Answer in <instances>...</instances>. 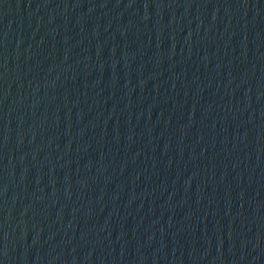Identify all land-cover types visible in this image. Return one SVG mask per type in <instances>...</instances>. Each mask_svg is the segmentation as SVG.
Masks as SVG:
<instances>
[{
  "label": "water",
  "instance_id": "95a60500",
  "mask_svg": "<svg viewBox=\"0 0 264 264\" xmlns=\"http://www.w3.org/2000/svg\"><path fill=\"white\" fill-rule=\"evenodd\" d=\"M0 264H264V0H0Z\"/></svg>",
  "mask_w": 264,
  "mask_h": 264
}]
</instances>
